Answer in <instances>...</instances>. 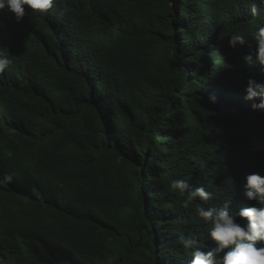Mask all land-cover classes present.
Wrapping results in <instances>:
<instances>
[{
  "label": "trees",
  "instance_id": "16d2710c",
  "mask_svg": "<svg viewBox=\"0 0 264 264\" xmlns=\"http://www.w3.org/2000/svg\"><path fill=\"white\" fill-rule=\"evenodd\" d=\"M0 21L13 60L0 74V176H13L0 264H190L181 235L214 245L172 179L205 186V206L255 204L243 185L264 175V114L243 88L259 69L249 47H228L236 31L253 43L247 4L56 0Z\"/></svg>",
  "mask_w": 264,
  "mask_h": 264
},
{
  "label": "clouds",
  "instance_id": "9594fccd",
  "mask_svg": "<svg viewBox=\"0 0 264 264\" xmlns=\"http://www.w3.org/2000/svg\"><path fill=\"white\" fill-rule=\"evenodd\" d=\"M245 3L251 17L257 19L251 34L253 43L241 32L228 36V47L237 50L245 46L251 49L242 57L247 66L259 69L260 79L250 77L243 88L244 99L251 103L253 111L264 114V0H237ZM56 0H0V12L7 10L17 23L23 21L29 12L47 13L55 7ZM27 9V11H26ZM4 22L0 21V27ZM254 45V48H253ZM13 63L12 58L0 52V74ZM217 103L215 95L209 96ZM243 196L255 204L239 210H231V201L222 207L205 206L213 193L201 185L193 186L184 179H172L169 188L184 196L179 206L192 210L207 225L208 240L214 246H207L195 234L181 235L177 241L183 252L190 257V264H264V175L258 172L244 177ZM13 176L5 173L0 176V185L9 184Z\"/></svg>",
  "mask_w": 264,
  "mask_h": 264
}]
</instances>
